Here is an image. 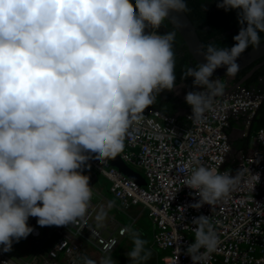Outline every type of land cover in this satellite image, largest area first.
<instances>
[{
  "label": "clouds",
  "instance_id": "9594fccd",
  "mask_svg": "<svg viewBox=\"0 0 264 264\" xmlns=\"http://www.w3.org/2000/svg\"><path fill=\"white\" fill-rule=\"evenodd\" d=\"M216 6L236 10L241 27L231 48L209 43L200 53L206 63L182 73V80L192 77L201 89L184 97L193 123L224 92V84L211 79L215 70L224 67L225 75L234 78L238 59L250 46L260 47L264 32V0H219ZM188 11L186 0H135V7L131 0H0V252L16 246L19 257L33 253L37 242L30 237V217L41 228L83 219L93 194L90 179L108 191L109 182L92 174L87 161L92 154L97 160L119 158L130 127L144 118L159 93L176 89V33L156 30L172 13ZM241 138L245 145L233 148L229 134L233 155L252 149L250 137ZM253 179L259 183L260 174ZM238 180V175L200 165L185 182L199 196L190 207L215 204ZM104 219L97 214L98 226ZM118 222L127 227L120 242L130 225ZM192 222L198 226L186 254L200 264L219 240L207 216ZM131 236L134 247L126 255L130 264H141L151 252L138 232ZM24 239L30 241L26 255L18 247ZM101 264L116 262L107 256Z\"/></svg>",
  "mask_w": 264,
  "mask_h": 264
},
{
  "label": "built area",
  "instance_id": "2783aa9c",
  "mask_svg": "<svg viewBox=\"0 0 264 264\" xmlns=\"http://www.w3.org/2000/svg\"><path fill=\"white\" fill-rule=\"evenodd\" d=\"M217 78L221 81L218 76L211 79ZM263 98L264 86L224 87L197 123L189 119L191 108L178 119L149 106L144 118L130 127L124 151L118 155L143 176L144 183L117 168L113 159L97 160L92 154L89 170L106 178L108 191L90 179L93 194L87 213L69 226L41 228L37 218L30 217L28 223L34 228L30 237L37 242L33 253L24 260L13 246L11 252H0V264H78L82 250L76 238L90 241L102 253L110 252L127 230L108 214L112 205L123 213L133 205L148 209L153 243L166 250L159 264H193L186 249L195 242L198 225L192 220L200 215L209 218L219 240L217 250L200 264H264V126L253 131L250 152L238 150L235 155L227 132L232 119L242 118L240 135L250 137L248 128ZM200 165L238 175L239 180L227 197L197 210L190 205L199 196L185 182ZM256 173L259 183L253 179ZM99 213L108 214L100 226Z\"/></svg>",
  "mask_w": 264,
  "mask_h": 264
},
{
  "label": "flooded vegetation",
  "instance_id": "af4514ba",
  "mask_svg": "<svg viewBox=\"0 0 264 264\" xmlns=\"http://www.w3.org/2000/svg\"><path fill=\"white\" fill-rule=\"evenodd\" d=\"M134 2L135 0L132 3ZM218 2L219 0H201L200 5L211 13L217 12V13H220L221 15L226 14L227 12L224 11V9L217 8L216 5ZM186 14H188V12ZM193 25L196 28V32H197V35L200 41H201V32H204L203 38L206 43H210L214 39V36H210L206 32L207 29L209 28L207 24L198 26L199 31H197V26L194 23ZM234 29L235 27H232V26L227 27L221 30L220 34L223 35L227 32L229 33ZM158 30L159 32H161L160 35H163L167 32L174 31L176 33L175 40L177 39L179 41V44L176 41L174 42V51H175V56H176V67H175L176 89L174 91L164 90L158 94L157 102L160 106H162L163 103L166 101L164 100L165 97H169L171 95L173 96V94L176 95L178 88H191V89L195 88L193 86L194 78L187 77L186 79L182 80L181 77H182L183 71H185L187 67L196 68L198 67L199 64L193 59L183 39L181 38L179 33L176 31V29L168 21L165 20ZM260 37H261V40L264 39V35H260ZM201 44L202 46L205 45V44L203 45L202 42ZM203 51H206V46L203 47ZM184 59H185V63L181 64L182 60ZM221 82L228 89H234V88L241 87V86L248 87L251 89L262 88L264 86V53L260 54L255 59L251 60L249 63L241 67L240 71L234 78L224 76L221 78ZM228 130H229V134L232 139L233 137H236L238 138V140H241V136H240V132L242 130L241 124L231 125L230 127H228Z\"/></svg>",
  "mask_w": 264,
  "mask_h": 264
},
{
  "label": "trees",
  "instance_id": "16d2710c",
  "mask_svg": "<svg viewBox=\"0 0 264 264\" xmlns=\"http://www.w3.org/2000/svg\"><path fill=\"white\" fill-rule=\"evenodd\" d=\"M133 1L134 0H131V2H133ZM200 1L201 0H186L187 5H188V9H189L187 15L189 16L191 22H193L197 26V31H199L198 26H202L204 24H207L209 26V28L207 29L206 32L210 36H214V39L210 43H215L216 47L231 48L234 45V43H235V41L233 40V37L238 34V32L240 30V27H241L240 24L238 23L237 11L236 10H230V11H227V13L223 14V15H221L220 13H217V12L211 13L207 9L205 10L200 5ZM133 6L135 7V2L133 3ZM230 26L235 27V29L232 30L229 33L227 32V33H225L223 35L220 34L221 30H223V29H225L227 27H230ZM159 33L161 34V32H159ZM259 35H264V32L259 33ZM203 36H204V32H201V42L203 43V45L205 44L204 46L207 47V45L209 43L205 42ZM175 41L179 44V41L177 39ZM183 63H185V59L182 60L181 64H183ZM156 101H158V98L156 99ZM151 106L154 107V108L159 109L163 113L169 114V113L163 111L157 105L156 102H155V104H153ZM169 115H171V114H169ZM238 119L241 120L242 118H238ZM232 124H233V122L231 120L230 123H229V127ZM254 124H256L255 128H258L260 126H264V101L259 106V108L257 109V111H256V113L254 115V119H253V121L251 123V129H252V126ZM242 139H244V138H241V140ZM240 143L241 142H236L238 148H241L244 145V144L241 145ZM245 143H246V141H245ZM82 174H83V171H82ZM123 215H125V214H123ZM135 226H136V224H135ZM135 226H134V230H132V231L138 232L140 237L147 241V244L145 245V249L148 248V249H150L148 251L151 252L150 258L147 261H142L141 264H158L157 262H158V259H159V257L161 255L158 254L157 249L155 250V248L157 246H155V248L151 247L152 246V244L150 242L151 241V237L149 236V233L147 231L146 226L144 227L140 223H139V227L138 226L135 227ZM131 242H132V236H131V233H130V238H129L128 243L127 242L126 243H122L119 246L123 250L128 248L127 252H129L134 247V244L131 243ZM116 252L119 253L120 251L117 250ZM83 256L80 257L79 261H81ZM119 261H120L119 264H130V260H129V258H128V256L126 254H122L121 256H119Z\"/></svg>",
  "mask_w": 264,
  "mask_h": 264
},
{
  "label": "crops",
  "instance_id": "0c3cea01",
  "mask_svg": "<svg viewBox=\"0 0 264 264\" xmlns=\"http://www.w3.org/2000/svg\"><path fill=\"white\" fill-rule=\"evenodd\" d=\"M146 31H150V29H146ZM156 31H157V34H160L158 29ZM225 88H227V87L225 86ZM200 90L201 89L197 88V87H195L194 89L178 88L176 95L173 94V96L171 95L169 97H165L164 100H166V101L163 103L162 106H160L157 101H156V103L163 111L175 116L178 119H182L184 113L188 109L191 108V106L188 105L185 101L184 97H185L186 93L189 91H200ZM232 122H233L232 125L241 124V122L238 118L232 119ZM237 142H241L240 143L241 145L242 144L245 145L244 139L237 140ZM235 145H237V144H235ZM253 145H254V143L251 142L250 149L252 148ZM134 206H135V208H133ZM125 211H126L125 213L121 212L114 205L110 206L109 211H108V214L112 213L117 218V221L120 220L119 219L120 214H125L128 217V219L126 220L127 222L123 220V224L130 225V228H129L130 231H128V233L122 237L121 241L119 242V245H121L122 243H126V242L128 243L129 238H130V233L132 230H134L135 224L138 227H139V223L144 227L146 226V223H145L146 215H145L143 207H141L139 205H133V206H129ZM103 214L105 215V219L103 220L102 224H105L107 222V219H108L107 218L108 214H105V213H103ZM147 217H148V219H150L148 213H147ZM120 222H121V220H120ZM151 228H152V234H153V231H154L153 230L154 229L153 223H151ZM152 234H151V236H152ZM76 240L80 243V247H81L82 253L84 255V256L83 255L82 256L96 261V264H101V261L104 258H106L107 256H111L112 259L116 262V264H119V262H120L119 256H121L122 254H127V251H128V248L123 250L119 245H117L116 248L112 252H110L108 254H104V253L100 252L98 249H96L91 244L90 241L87 242V240L80 239V238H76ZM117 250H119L120 252L117 253L116 252ZM78 264H83V260L81 259V261H79Z\"/></svg>",
  "mask_w": 264,
  "mask_h": 264
},
{
  "label": "water",
  "instance_id": "95a60500",
  "mask_svg": "<svg viewBox=\"0 0 264 264\" xmlns=\"http://www.w3.org/2000/svg\"><path fill=\"white\" fill-rule=\"evenodd\" d=\"M172 17H175V19H173ZM172 17H170L169 19H166V21H168L179 33V35L181 36L184 43L186 44V47L188 51L190 52L191 56L193 57V59L198 64L206 63L203 56L200 54L201 51H203L201 47L202 46L201 41L197 35L196 28L191 22L190 18L187 16L186 13H172ZM262 53H264V39L261 40V45L259 48L254 49L252 46H250L241 55V57L238 59L237 62L240 64L241 67H243L245 64L249 63L251 60L255 59L257 56H259ZM225 72H226V68L224 67L218 68L215 70L213 76H218L222 78L226 76ZM263 101H264V98H263ZM253 119H254V116H253ZM112 163L115 164L119 169L124 171L126 174H128L130 177H132L136 181L140 183H144L143 176L139 172L130 168L121 159L115 158L112 160Z\"/></svg>",
  "mask_w": 264,
  "mask_h": 264
},
{
  "label": "rangeland",
  "instance_id": "374dc122",
  "mask_svg": "<svg viewBox=\"0 0 264 264\" xmlns=\"http://www.w3.org/2000/svg\"><path fill=\"white\" fill-rule=\"evenodd\" d=\"M255 126H256V124H254V125L252 126L251 136H250V139H249V146L251 145V142H252V134H253V131H254ZM231 139H232V138H231ZM237 140H238V138L233 137V139H232V142H233V148H234V147H237V145H235L236 142H237ZM233 152H234V149H233V151H231V154H232ZM237 152H238V151H237ZM140 206H141V205H140ZM133 208H135V206H134ZM143 209H144V212H145V215H146V219H145L146 228H147V231H148V233H149V236L151 237V234H152L151 223H152V221H151V218L148 219V217H147L148 209H147V208H143ZM119 219L123 222V220L126 221V220L128 219V217L125 216V215H123V214H120ZM126 222H127V221H126ZM124 223H125V222H124ZM132 232H136V231H132ZM151 239H152V238H151ZM29 243H30L29 240L24 239V240L21 242L20 246H18V247H19V251L26 255V254L29 252V249H28V245H29ZM17 244H18V243H17ZM151 247L153 248L154 246H151ZM154 248H155V247H154ZM146 249H147V250H150V249H148V248H146ZM156 249H157V252H158L159 255H161V254H163V253L166 252V250H161V249H159V248H155V250H156ZM24 260H25V259H24Z\"/></svg>",
  "mask_w": 264,
  "mask_h": 264
},
{
  "label": "bare ground",
  "instance_id": "6f19581e",
  "mask_svg": "<svg viewBox=\"0 0 264 264\" xmlns=\"http://www.w3.org/2000/svg\"><path fill=\"white\" fill-rule=\"evenodd\" d=\"M261 148V146L259 145V148L258 149H260Z\"/></svg>",
  "mask_w": 264,
  "mask_h": 264
}]
</instances>
